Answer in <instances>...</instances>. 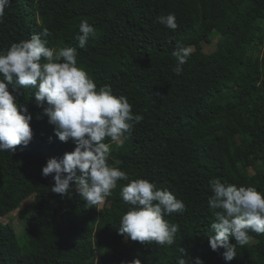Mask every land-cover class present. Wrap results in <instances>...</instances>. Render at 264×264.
<instances>
[{"label":"trees","instance_id":"trees-1","mask_svg":"<svg viewBox=\"0 0 264 264\" xmlns=\"http://www.w3.org/2000/svg\"><path fill=\"white\" fill-rule=\"evenodd\" d=\"M168 14L175 30L157 22ZM82 19L95 29L84 49L76 39ZM34 34L50 48H76L77 66L97 90L110 85L142 119L108 156L128 179L117 181L102 208L87 205L74 184L61 196L42 175L49 159L63 158L75 143L55 137L35 88L8 86L32 116L33 136L15 152H0V264H194L197 257L204 264H264V234L250 231L230 262L225 249L213 251L208 242L215 220L210 181L264 193V0H11L0 52ZM178 44L194 49L180 75L173 72ZM136 179L185 204L182 213L164 216L179 229L171 246L118 234L131 207L121 189ZM15 213L23 233L10 240Z\"/></svg>","mask_w":264,"mask_h":264},{"label":"clouds","instance_id":"clouds-1","mask_svg":"<svg viewBox=\"0 0 264 264\" xmlns=\"http://www.w3.org/2000/svg\"><path fill=\"white\" fill-rule=\"evenodd\" d=\"M10 2L0 0V23ZM157 22L172 30L178 27L174 14L157 17ZM94 34L88 20L82 19L76 36L79 48L84 49ZM47 44L34 34L13 43L6 53L0 52V152H15L16 146H27L33 136L32 116L17 103L8 86L13 85V92L28 86L35 88L37 106L54 126L55 137L61 142L71 139L76 145L74 151L59 160L49 159L42 168L43 177L51 176L54 181L51 192L64 196L74 184L87 205H102L117 181L128 179L124 171L109 165L110 147L104 141L108 138L122 142L132 129V122L138 123L142 117L134 115L127 98L115 96L110 85L97 90L93 79L77 66L76 48L54 49ZM191 51L190 46H176L172 52L177 61L174 74L183 72ZM42 58L46 62L41 63ZM210 185L213 195L208 205L215 220L209 246L213 251L225 249L223 258L230 262L237 255L236 244L243 246L249 242L250 231L264 234V193L254 187L221 183L219 179L210 181ZM120 194L131 207L120 220L118 234L125 240L141 243H174L178 226L169 224L164 216L182 213L185 204L181 200L166 190L156 189L145 179L131 181ZM230 240L236 243L231 244ZM131 264L141 261L135 259ZM178 264H186V260L180 258ZM194 264L204 262L197 257Z\"/></svg>","mask_w":264,"mask_h":264},{"label":"rangeland","instance_id":"rangeland-1","mask_svg":"<svg viewBox=\"0 0 264 264\" xmlns=\"http://www.w3.org/2000/svg\"><path fill=\"white\" fill-rule=\"evenodd\" d=\"M191 49H192V51L194 50L193 48H191ZM120 144H121V142H120V143H118V142H114L113 144H111V145L109 146V147H110V152H111L112 149H115V148L118 147ZM108 199H110V195H109L108 197H106L104 203H106ZM104 203H103L102 205H99L100 208L103 207ZM27 209H28L29 212H32V213H33V212H35L36 207H35L34 204H30V205L28 206ZM19 216H20V215H16V213H15V217H14V219L11 221V222H12V225H13V228H14V232L10 234V236H9L10 240H14V236L23 233V223H22V220H20ZM19 236H20V235H19Z\"/></svg>","mask_w":264,"mask_h":264}]
</instances>
